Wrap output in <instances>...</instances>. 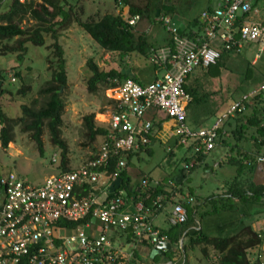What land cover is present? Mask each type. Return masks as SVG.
Wrapping results in <instances>:
<instances>
[{"label": "built area", "instance_id": "built-area-1", "mask_svg": "<svg viewBox=\"0 0 264 264\" xmlns=\"http://www.w3.org/2000/svg\"><path fill=\"white\" fill-rule=\"evenodd\" d=\"M258 7L264 10V0H217L214 8L199 15L201 32L192 39L181 37L168 17L158 18L172 42L171 47L153 50L148 58L161 76L144 85L127 78L106 90L111 102L106 135L93 157L64 172L59 162L58 172L40 184H30L13 172L1 176L0 264H129L131 256L114 248L111 237L132 234L133 245L146 242L154 252L157 244L168 242L153 226L150 207L144 204L149 198L147 178L141 179L138 189L145 196L129 197L128 202L121 184L114 193L109 188L125 171L128 154L150 144L152 124L145 121L149 112L161 113L173 122L179 146L207 155L217 144L224 122L264 91V83L251 88L210 126L192 129L187 122L190 98L183 85L190 74L215 66L223 54L238 55L249 46L255 48L253 63L264 55V23L249 19L250 14L258 13ZM138 21L137 16L125 19L129 26ZM51 163L56 165L55 156ZM256 163H264V156L257 157ZM196 165L191 160L183 168L188 171ZM167 185L176 190L173 181ZM162 200L155 197L151 208L160 211ZM187 219L184 206L174 203L169 226L182 225ZM79 222L82 226L75 230L65 226ZM261 237L264 239V228Z\"/></svg>", "mask_w": 264, "mask_h": 264}, {"label": "trees", "instance_id": "trees-1", "mask_svg": "<svg viewBox=\"0 0 264 264\" xmlns=\"http://www.w3.org/2000/svg\"><path fill=\"white\" fill-rule=\"evenodd\" d=\"M73 0H11L7 5L6 0H0V54L2 56L19 53L17 60L21 61L23 55L27 53V45L42 48L45 45L44 35H49L53 39V43L48 46L52 56L49 59L50 78L45 81L38 90L39 97L42 103L39 107L22 105V115L17 119H10L2 113L0 109V146L6 150L8 145L14 141V129L19 126L20 131L29 136V139L35 144L40 156L43 155L42 136L46 131L49 137L50 144L60 151L61 171H69V161L67 158L68 148L65 141L61 137L62 115L64 103L61 97L62 89L66 87L67 75L64 55L57 39L59 31L67 29L71 24L75 23L86 33L102 50L109 53H117L121 58L136 55L148 59L153 50L159 47L152 46L145 34H138L134 30V26H129L124 20L122 13L105 14L98 19L90 18L87 21H81L72 10ZM148 4L144 10L128 4L127 0H114L116 5H129L128 18L139 16L146 17L149 22L153 23V13L151 6L152 1L148 0ZM122 3V4H121ZM211 9V8H208ZM172 7H162L163 17L172 15ZM24 21H31L33 25L28 29H23ZM156 23L161 25L158 20ZM193 29L180 30L181 37L192 39L197 37L201 32V23L198 19L193 20ZM166 46H172L171 40ZM227 54H223L221 59L215 66L206 70L199 69L190 74L184 85L185 93L192 99L188 104L189 118L193 128L202 126L206 121H209L214 113L210 107L211 94L206 92V85L211 80L219 81L222 69L223 60ZM87 69L91 76L86 82L87 90L96 94L99 88L108 90L115 88L127 78H132L135 82L144 85L138 79L128 76L126 70L128 66H124L120 70L111 69L104 71L91 60L86 63ZM157 68L156 65H150ZM254 67L247 66L242 83L243 88H240L239 96L248 92L251 88L256 87L264 82V73L254 71ZM198 73L196 76L194 74ZM258 74H256V73ZM9 77V76H8ZM20 79V74L14 73L10 78L14 81ZM4 76L0 74V82L4 81ZM155 80V78H154ZM153 80V81H154ZM1 86V83H0ZM29 88H23L18 91V94L25 96ZM6 92L0 90V93ZM238 96V97H239ZM107 100V99H106ZM251 104H245V108L240 113H236L235 117L227 119L217 136V143L225 147L229 151V156L225 162L235 169V177L226 186V198H209L205 204L209 208L204 213L199 215V219H203L209 215H215L220 211H233L235 206L232 204V199L237 202L246 204H262L264 203V187L255 186L247 177L253 171L256 163V158L264 156V91L256 95ZM108 106L111 103L107 100ZM104 110L101 111L103 113ZM95 114H90L83 117V128L85 136L90 146L94 143L97 137L106 135V129L99 127L95 123ZM225 132L227 136L222 135ZM153 136V135H152ZM152 138V137H151ZM140 148L138 151L142 150ZM145 149V147H144ZM94 151V149H93ZM235 151V154L233 153ZM136 152H131L127 156L129 160ZM191 157L182 158L183 164H188L194 160L197 165L186 171L181 169L179 175L186 177L199 164L202 163L205 155L194 154ZM93 156L89 157L91 159ZM115 160V159H114ZM128 165V164H127ZM112 166L109 171H112ZM142 174H139V176ZM140 176V177H141ZM1 178V175H0ZM119 178L121 179V190L126 191L130 198L144 197L143 193L138 192L134 188L131 178L126 171H123ZM166 182L167 178H164ZM149 188L147 193L149 198L144 200L146 207H150L151 215L159 213V210L151 208L152 202L157 196L168 195L163 191V186L152 185V178L148 176ZM174 183L175 180L172 179ZM181 184V183H180ZM179 185L176 183V186ZM1 193V187H0ZM179 193H182L181 191ZM164 197V196H162ZM165 198V197H164ZM165 198V199H167ZM164 203V199L162 200ZM186 212L188 219L186 223L170 227L162 232L166 236L171 247L177 248L182 237L186 239L182 244L181 249L184 254L194 251L199 247L200 252L208 261H211V256H208L207 248H211L214 252V262L212 264H255L249 260V251L254 250L261 245L259 234L250 231L249 228L244 229L240 234L228 239H210L206 237L201 230H193L195 227L194 212L195 207L187 208ZM83 222L68 223L65 226L68 229H77L82 226ZM127 239L132 242V234H128ZM143 246L153 249L146 243ZM181 252V254H182ZM166 254L168 255L169 252ZM130 264H134L133 262ZM186 264V263H184Z\"/></svg>", "mask_w": 264, "mask_h": 264}, {"label": "rangeland", "instance_id": "rangeland-1", "mask_svg": "<svg viewBox=\"0 0 264 264\" xmlns=\"http://www.w3.org/2000/svg\"><path fill=\"white\" fill-rule=\"evenodd\" d=\"M215 1L213 3L214 6L217 4V0ZM10 2L11 0H6L7 5ZM20 2H23V0H20ZM111 4L112 0H73L72 10L81 21H87L90 18L98 19L108 14V12L113 14L110 12ZM32 25L33 22L24 21L22 28L28 29ZM136 31H139V27ZM166 34V31L162 28L161 36H166ZM44 40L45 45L42 48L27 45V53L23 55L21 61L17 60L19 53L6 56L0 54V74L5 77L4 81L0 82V90L6 91L0 93V109L7 118H19L22 115V105L39 107L42 103L38 90L50 78L48 62L52 53L48 46L53 43V39L49 35H44ZM57 41L64 55L67 75L66 87L61 92L64 103L61 137L68 148L69 168H77L95 154V151L103 141L102 137H97L90 146L82 126L83 117L95 114V123L97 126H101L102 123L99 121L107 123L109 111L106 100L108 92L99 88L96 94H92L86 88V82L91 76L86 66L87 61H93L99 69L104 71L119 70L124 66L134 70H137L139 66L143 70V67H149L151 63L148 59L140 56L130 55L121 58L117 53H109L102 50L75 23L71 24L67 29L59 31ZM253 49V46H249L240 54L231 55L230 62H226L224 66L228 71L226 76L220 81L207 83L205 88L207 91L215 92V90H219L220 92H225L214 97L219 106L223 107L231 99L239 96V89L244 87L240 80L242 81L243 79V71L246 69L247 63L252 59L251 51ZM221 71L223 73V70ZM17 72L21 78L18 80L14 77V81H12L10 76ZM160 76L161 73L158 77ZM152 80L153 75H149L148 78L142 79L141 82L148 83ZM23 88H29L25 96L18 94V91ZM102 110H104L103 113H101ZM98 115L104 117H99ZM105 118L107 120H104ZM209 121L212 124L215 118L213 117ZM41 139L44 146L42 156L39 155L35 144L29 139V136L22 133L20 127L17 126L14 129V141L8 145L6 150L0 148V175L4 176L8 172H13L28 183L35 185L42 183L50 175L56 174L60 162V151L50 144L46 131ZM152 149L154 150L152 156L139 153L127 160L128 169L133 171L130 174L134 184L140 178V173L138 172L150 175L152 178L151 183H153L155 171L159 169L158 166H161L163 175L170 176L173 180L183 168L181 151H177L174 156L167 159V155L163 149L159 148L158 143L155 142L152 145ZM226 153L228 151L225 147L216 144L205 155L202 163L187 174L185 181L180 184L183 194L191 193L199 203L206 202L211 197L218 198L221 196L223 193L222 185L227 179L223 172L228 169V166L222 168V161L225 160ZM53 156L56 157V165L51 163ZM218 163L220 164L215 166ZM206 174L208 176L204 177ZM171 209V205L162 208L160 213L153 219L154 224L162 228L169 227L168 216ZM205 232L218 235L216 232H209L207 228H205ZM176 249V247H173L168 256L175 254ZM207 250L208 256H211V261H208L200 252L199 247H196L194 251L190 252V255L189 253L186 254V257L191 258L187 264H212L214 262V252L211 248H207Z\"/></svg>", "mask_w": 264, "mask_h": 264}, {"label": "crops", "instance_id": "crops-1", "mask_svg": "<svg viewBox=\"0 0 264 264\" xmlns=\"http://www.w3.org/2000/svg\"><path fill=\"white\" fill-rule=\"evenodd\" d=\"M127 1H128V4L134 7L140 8L142 10H144V8H146L147 5H150L148 4L149 2L148 0H127ZM151 1L153 5L151 6L152 13H153V20H154L153 23L149 22L146 17L141 18L137 16L139 18V21L134 26V30L136 31L137 28L139 27V31H136V32L138 34H145L147 36L149 43L155 47H163L169 41V36L167 34L166 36H161L162 27L160 24L156 23L158 18L163 17V14H162L163 6L173 8L172 15L167 16V17L171 20V22L175 25V27L178 28L179 31L184 30V29L196 30L197 28H193V20L198 19L199 23H201L199 19V15L201 14V12L208 8H214L216 6V4L215 6L213 5V3L216 2L215 0H151ZM258 10H259L258 13L250 14L249 19L252 22L264 23V10H262L260 7H258ZM110 12L113 14H118L119 12H121L123 16V20L125 21L126 18L128 19L127 15L129 12V5L127 4L120 5V3H118V6H117L114 0H112ZM108 14L110 13L108 12ZM251 53H252V59L250 62L247 63V66L254 67L255 68L254 71L258 70V72L261 71L264 73V55L256 63H253L255 48L251 51ZM230 57L231 55H226L223 60V69H222L223 73H221L219 81L222 80V78H224L228 72L224 66L226 62L227 63L230 62ZM140 69L141 67L139 66L137 67V70L128 68V70H126V73L128 76H132L138 79L139 81H141L142 79L144 80L148 78L149 75L150 76L153 75V80H154V78L157 79L158 75L160 74L157 68H153L151 66L143 67V70L142 69L140 70ZM245 70L243 71V76H244ZM156 72L158 74H156ZM197 74L198 73L195 72L193 76H196ZM153 80L148 83L153 82ZM211 81H215V80H211ZM240 82L242 81L240 80ZM148 83H145V84H148ZM206 92L211 94L210 103L212 104V107H210L209 109L213 111L214 118L219 116L234 101H236V99L240 97V96L239 97L237 96L235 99H231L229 103L221 107V105L219 106V104L216 103L214 97L220 94H224L225 92L224 91L220 92L219 90H215V92H209L206 90ZM238 93H241L240 90L238 91ZM191 100L192 99L190 98V101ZM188 104L186 107L187 122L192 129L205 128L211 125L210 121H206L202 124V126L193 128L190 122V118H189V109H187ZM108 114H109V111H108ZM98 116L104 117L102 115H98ZM107 118H108V115H107ZM104 120H107V119L105 118ZM145 121L151 122L153 136L151 138L150 144L146 146L145 149L143 148L139 152H136V155H138L139 153H144L147 156H152L154 154L152 145L155 142L159 144V148L164 150V153L167 155V159L168 157L174 156L177 151L182 152L181 159L185 157H191L193 155L192 154L193 151L191 150V148H185V147H181L178 145L177 139L175 138L173 134V122L169 120L168 118H166L163 114L157 113V112H149L145 116ZM99 122L102 123L101 126L99 127L106 128L107 124L103 123L104 121L100 120ZM217 145L221 146L220 143L219 144L217 143ZM233 153L235 154V151ZM226 154L227 155L225 159L229 156L230 154L229 151ZM219 164L220 163L215 164V166H218ZM222 165H221L222 168H225L226 166H228V169L223 172V175L226 176L227 179L222 185L223 193L218 198H226V197L229 198V196L225 194L226 186L235 177L236 172L234 168H232L225 162V160L222 161ZM158 168L159 169H156L155 171L154 179H153L154 182L152 183V185L155 182H157V185H160L161 187L163 186V191L168 195V198L165 194L161 195V197L164 196L165 198H167L165 199L163 197L164 203H162V208L169 206V205L172 206L174 203H177V202L181 203L184 206V208H186V206L187 208L195 207L196 210L194 212V223L196 226L195 227L192 226L191 229L201 230L202 233L210 239H228V238H231V237H234L240 234L242 231H244V229L249 228L251 232L255 234H259V237L261 239V245L255 248L254 250L249 251L248 253L249 260L251 263H255V264H260L261 262L264 263V239L263 237H261L262 230L264 228V203L246 204V203L237 202L234 199H232L231 205L235 206V210L220 211L219 213L215 215H209V216L204 217L203 219H199L198 218L199 215L204 213L206 210H208L207 208L209 207L203 204L204 202L202 203L197 202L191 193L188 192L185 195L183 194L180 183H183L185 179L187 178V176L183 177V175L178 174V176L175 178V181L179 185L176 186V190L174 191V190H171V188L167 185V182L172 181V178H170V176L163 175L161 166H158ZM125 171L128 174V176L131 178V180H133L130 174V173H133V171L128 169V165L126 166ZM138 173L142 174V176L140 175L141 177L138 179L137 183L134 184L132 181L134 188H136L137 190L140 188L141 179L142 178L148 179V176H150L142 172H138ZM204 173H207V172H204ZM207 176L208 174L204 175V177H207ZM247 177L250 179L253 185L264 187V163H255L253 171L249 173ZM164 178H167L166 182H163L165 180ZM180 191L182 193H179ZM189 199H191V201H189ZM157 215L158 213L156 214L154 213L150 216L153 226L157 228L158 230H160L161 232L168 230L170 226L167 228H162L154 224L153 219ZM205 228H207L209 232H212V233L216 232V234L218 235L206 233ZM217 236H220V237H217ZM185 241L186 239L182 237L179 241V245L176 249V253L168 256L166 252L168 253L171 250L158 253V252L152 251L150 248L146 246L133 245L132 242L128 241L127 236L111 237V242L113 243L114 248L121 250L122 255L126 257L131 256L128 262L129 264L131 262H133L134 264H184V263L187 264V262H189L191 258L186 257V254H184V252H182V249H181V246L183 243H185ZM189 255H190V252H189ZM258 256H260L261 258L260 260L258 259Z\"/></svg>", "mask_w": 264, "mask_h": 264}, {"label": "water", "instance_id": "water-1", "mask_svg": "<svg viewBox=\"0 0 264 264\" xmlns=\"http://www.w3.org/2000/svg\"><path fill=\"white\" fill-rule=\"evenodd\" d=\"M120 184H121V179L120 178H117L110 186L109 188V192L110 193H114L117 189H119L120 187ZM126 201L128 202L129 201V197L126 198ZM155 249L158 253H162V252H165V251H170L171 250V245L170 243L168 242H164V243H161V244H157L155 246Z\"/></svg>", "mask_w": 264, "mask_h": 264}]
</instances>
